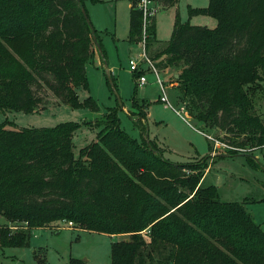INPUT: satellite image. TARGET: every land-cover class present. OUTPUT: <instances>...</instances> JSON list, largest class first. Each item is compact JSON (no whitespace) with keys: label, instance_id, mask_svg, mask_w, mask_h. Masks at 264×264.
<instances>
[{"label":"trees","instance_id":"1","mask_svg":"<svg viewBox=\"0 0 264 264\" xmlns=\"http://www.w3.org/2000/svg\"><path fill=\"white\" fill-rule=\"evenodd\" d=\"M86 1L101 0H0V113L38 112L43 90L59 103L99 111L94 98L78 102L76 92L87 88L93 36L100 44L81 11ZM153 1L158 7L176 0ZM137 3L130 0L127 38L140 43ZM189 14L211 16L216 25L176 18L159 46L155 13L148 15L146 53L153 49L152 60L162 57L157 66L163 71L178 70L173 83L190 116L231 136L247 135L231 142L234 149L263 148L264 117L255 113L252 95L264 69V0H208ZM137 86L132 108L138 107ZM118 108L94 123L95 139L78 156L77 122L39 128L0 123V216L6 220L0 248L27 247L34 229L64 220L111 237L128 235L111 242L110 264H264V230L245 202L221 201L216 187L204 184L202 163L170 162L154 143L131 138L120 128ZM137 112L140 122L146 118L142 107Z\"/></svg>","mask_w":264,"mask_h":264},{"label":"rangeland","instance_id":"2","mask_svg":"<svg viewBox=\"0 0 264 264\" xmlns=\"http://www.w3.org/2000/svg\"><path fill=\"white\" fill-rule=\"evenodd\" d=\"M207 4L208 0H176L172 5L157 7L153 1L156 10V44L163 46L169 40L176 18L181 23L215 27V18L189 14L190 8H201ZM129 7L130 0L85 2L87 15L100 39L101 51L95 52L93 60L86 64L87 88H78L76 92L78 102H83L88 96L94 98L99 105L98 112L59 103L43 90L44 108L32 113H0V123L6 122V126L17 128H39L67 121L77 122L80 127L73 134V151L78 156L80 149L95 139L99 128L94 123L101 119L108 108L119 105V100L122 104L117 110L119 125L127 135L138 143L157 142L163 158L170 162L202 163V166H206L204 184L214 185L221 201L245 202L246 210L264 230V145L260 149L249 147V144L234 149L231 142L243 141L247 135L241 133L231 136L222 130L205 127L194 116H190L185 108V98H182L173 83L178 70L170 68L163 71L157 66L162 57L152 60L153 49L147 56L155 64L168 101L175 109L184 107L183 116L191 126L159 100V83L150 68L139 73L145 75L147 81L137 86L136 99L138 107H142L147 114L141 122L137 119L138 107H131V96L139 75L136 72L134 76V72L129 69V59L136 58L142 62L140 55L143 48L141 43L128 41ZM147 40L148 36L145 35V42ZM140 68L147 66L140 65ZM107 71L113 78L116 91L107 80ZM255 87L252 95L255 113L264 117V69ZM230 150H243L251 155L231 156L228 153ZM219 153L228 155L216 156ZM4 224L6 220L0 216V227ZM16 225L19 224L8 223L12 229ZM127 238L128 235L111 237L105 233L82 230L59 220L47 228L34 229L27 247L0 248V264H41L40 260L44 264H68L71 258L83 259L86 264H110L111 242Z\"/></svg>","mask_w":264,"mask_h":264},{"label":"built area","instance_id":"3","mask_svg":"<svg viewBox=\"0 0 264 264\" xmlns=\"http://www.w3.org/2000/svg\"><path fill=\"white\" fill-rule=\"evenodd\" d=\"M153 0H138L137 3V7L139 10L142 11V17H143V39L140 42L142 44V48H143V52L141 53V58H142V62H139L136 58H130L129 59V69L132 72H144L146 69H151L152 72L154 73L157 82L159 83V87H160V96H159V100L164 103L165 106L171 108L179 117H181L188 125L191 126V124L189 123V121L183 116V110L184 107L180 106L179 109H175L173 108V106L169 103L168 98L166 96L165 90H164V86L162 84V81L159 78L157 69L155 67V64L153 63V61L147 56V53L145 51V26H146V18L148 15H153L155 13L156 10H154L153 5H152ZM140 65H146L147 68H140ZM147 81L146 76L145 75H139L138 77V85H142ZM186 108V106H185ZM204 134V133H203ZM206 135V134H205ZM207 136V135H206Z\"/></svg>","mask_w":264,"mask_h":264},{"label":"water","instance_id":"4","mask_svg":"<svg viewBox=\"0 0 264 264\" xmlns=\"http://www.w3.org/2000/svg\"><path fill=\"white\" fill-rule=\"evenodd\" d=\"M77 1H78V0H77ZM81 11H82V14H83L84 19H85L86 22L89 24V26H91V25H92V24H91V21H90L88 15H87L85 9L82 8ZM93 41H94L95 47L98 49V51H101L100 46H99V44H98V42H97L95 36H93ZM107 74H108V71H107ZM174 77L177 78V77H178V74H176ZM110 81H111V80H110ZM118 103H119V106L122 107V104H121V102H120L119 100H118ZM217 155H219V156H223V157H224V156H227L228 153H219V154H217ZM233 155H234V156H250L251 154H249L248 152L243 151V150H237V153H235V154H233Z\"/></svg>","mask_w":264,"mask_h":264},{"label":"crops","instance_id":"5","mask_svg":"<svg viewBox=\"0 0 264 264\" xmlns=\"http://www.w3.org/2000/svg\"><path fill=\"white\" fill-rule=\"evenodd\" d=\"M130 8V7H129ZM128 26H129V17H128ZM98 51V49L94 46V56L96 55L95 54V52H97ZM93 63V62H92ZM146 114H147V111H146ZM152 143H154L159 149H160V144H158L157 142H152ZM161 150V149H160ZM161 152H162V150H161Z\"/></svg>","mask_w":264,"mask_h":264}]
</instances>
